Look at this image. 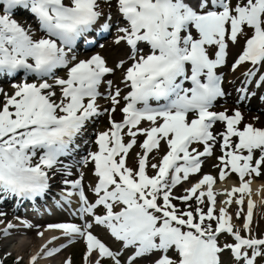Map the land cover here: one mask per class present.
Here are the masks:
<instances>
[{
	"label": "snow or ice",
	"instance_id": "snow-or-ice-1",
	"mask_svg": "<svg viewBox=\"0 0 264 264\" xmlns=\"http://www.w3.org/2000/svg\"><path fill=\"white\" fill-rule=\"evenodd\" d=\"M109 36L123 48L111 65L92 51ZM262 117L264 0H0V204L66 217L14 216L49 234L28 264H72L76 243L82 264H264L251 191ZM216 145L218 176L203 171ZM230 175L238 184L216 189Z\"/></svg>",
	"mask_w": 264,
	"mask_h": 264
},
{
	"label": "rangeland",
	"instance_id": "rangeland-1",
	"mask_svg": "<svg viewBox=\"0 0 264 264\" xmlns=\"http://www.w3.org/2000/svg\"><path fill=\"white\" fill-rule=\"evenodd\" d=\"M114 49L118 50V47L116 46ZM115 57L119 58V57H122V56L120 54L119 55H113V56L110 55V57H108L109 62L110 63L114 62V60L116 59ZM230 59H231V57H230ZM116 114H118V112ZM105 119L108 121V117L107 116H105ZM261 123H264V119L263 118H262V122ZM95 127H98V126L94 125V128ZM105 129H106V124L104 126V129L100 128L99 131H103ZM131 158L132 157H129V159H131ZM128 164L132 165L133 163L132 162H128ZM87 169L90 170V166ZM213 173L217 175L216 171H213ZM85 177H86V175H85ZM262 178L261 179L256 178V179L262 180ZM85 180H87V179L85 178ZM262 204H263L262 207L259 204H256V207H255V210H254V214H253V226H254V231L257 234H264V197H263ZM7 220L11 221L14 225H17V227H24L23 225H21L19 223V221H17L14 218L13 214H10L9 216H7ZM237 223H239V222L237 221ZM22 233H26V237H28V238L30 237V242L31 241L32 242H36L35 234H30L29 235V233H27V230H23V229H20L19 231H13V232H11L10 235H8L6 237H3V236L0 235V258H3L5 256V253H10V251L12 250L13 247H15V249L17 250V251L13 250L15 253H12L11 257L8 256L6 258L5 264H13L14 260L16 259V257L18 255L24 257V260L22 261V264H27V261H28L27 258H28V256L31 253V248L24 247L23 245H19L18 243H15V242L11 241L12 237H16V239H17L18 236L20 234H22ZM80 245H81V243H76L73 247H71V248L69 247L67 249V251L65 253H63V256L67 257L68 254H69V256L72 257V263L73 264H82V253H83V250H84V246H82V245L80 246ZM26 246H28V245H26ZM8 247L10 249H8Z\"/></svg>",
	"mask_w": 264,
	"mask_h": 264
},
{
	"label": "bare ground",
	"instance_id": "bare-ground-1",
	"mask_svg": "<svg viewBox=\"0 0 264 264\" xmlns=\"http://www.w3.org/2000/svg\"><path fill=\"white\" fill-rule=\"evenodd\" d=\"M233 185L230 183H223L222 185H218L215 186L216 189L218 190H223V189H230ZM251 191H252V199L254 201H260L261 200V196H263L264 194V182L259 183V182H252L251 183ZM220 198V197H219ZM0 228L2 229V225L0 226ZM49 234L46 233L45 237H40L38 236V242H37V246L35 247L36 249H34V246L31 245V249L33 250V252L31 254H34L35 252L39 251L41 249V247L44 245L45 240L47 238ZM22 240V241H21ZM24 240V237L20 239V242L22 243ZM15 249V247H13ZM56 262H59L58 260H55L54 262L52 260H40L38 262V264H54Z\"/></svg>",
	"mask_w": 264,
	"mask_h": 264
}]
</instances>
